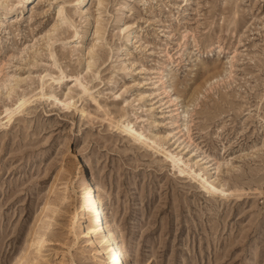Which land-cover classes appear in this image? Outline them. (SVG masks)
<instances>
[{"label": "rangeland", "instance_id": "1", "mask_svg": "<svg viewBox=\"0 0 264 264\" xmlns=\"http://www.w3.org/2000/svg\"><path fill=\"white\" fill-rule=\"evenodd\" d=\"M1 1L0 264H102L78 158L130 264H264V0ZM205 164L224 197L199 185Z\"/></svg>", "mask_w": 264, "mask_h": 264}, {"label": "bare ground", "instance_id": "2", "mask_svg": "<svg viewBox=\"0 0 264 264\" xmlns=\"http://www.w3.org/2000/svg\"><path fill=\"white\" fill-rule=\"evenodd\" d=\"M27 1H30V0H27ZM65 1H68V0H65ZM89 1L90 0H75V5L78 8H80L81 9L80 12H82V10H84V7L86 8ZM101 1L102 0H96V4L100 5ZM94 2H95V0H94ZM0 3H2V1ZM100 6H102V4ZM63 7H64L63 4H61L60 6H57V9L55 12H56V15L58 17L65 19L66 17L63 15V12H64ZM23 8H25V5H23ZM100 8H102V7H100ZM121 8H123V7H121ZM13 9H14L13 4L10 7L8 6L7 9L4 12H2L3 17H1V18L7 17L8 15H10V13L12 12ZM98 10H100V9H98ZM87 15H88V13H87ZM84 17L86 18V16H84ZM1 18H0V23L3 21V19H1ZM94 22H96L94 33L98 34L101 31L102 27L97 23L98 22L97 19ZM53 26L55 27L56 24H53ZM122 29H124V27H121V30ZM134 33H136V32H134ZM76 34H77V32H76ZM134 36H136V35L133 34L132 31L127 32L123 42L126 45L130 44ZM93 46H94V44L91 42V44L86 47L87 51L90 52L92 50ZM48 74L49 73H46V75H48ZM61 76H63V75H61ZM76 79H77V77H76ZM42 80L43 79H41V84H40L41 85L40 86L41 97H44V96L53 97V100L57 101L58 99L56 98V96L54 94H52V93L45 94L43 92ZM79 84H80L82 92L86 93L88 91L86 86L81 84V83H79ZM62 96H64L67 99H68V97H70L66 91H65V93H63ZM26 98H27V96H26ZM26 102H28V101H26L25 99H21L18 101V103L16 104V106L13 110L6 108L5 114H4L5 121L10 122L9 120L12 119L11 117L14 114V112L17 111V109H19ZM63 104H67V102H65ZM115 126H117L120 129V131H123L124 133L130 135L133 138V140L134 139L140 140L143 137L146 138L140 130H137L138 128L137 129L133 128V126L131 125V122H129V121L117 120ZM178 131H180V130H178ZM125 136H127V135H125ZM150 141H153V139H151ZM169 162L173 167L174 166L177 167V170L179 173H182L184 171L183 168L179 167V163L180 162L182 163V161H181L180 157L177 156L176 154L169 153ZM200 164H202V163H200ZM204 167L206 168V173L203 172L204 175H200L198 177L200 179L198 181L199 185L206 192L217 193L221 197H224L225 195H227L226 190L223 187H221L219 183L215 182V179L217 177L215 178V177H213V175H215L214 172L216 173V171L215 170L210 171L211 166H209V165L205 164ZM216 168L218 170V167H215L214 169H216ZM76 169H77V178H78L77 185H78V189L81 190V204H80V212H79V214H80L79 219H81L79 221L80 236L87 237V239H86L87 243L92 244L94 246V252H95L94 256L96 257V259L99 258V260L102 264H130V260L132 257L130 255L129 251H127L126 249L123 248L122 241H121L119 235L116 233V230H115L116 228L114 227L116 225H114L112 223V220L109 218V208L107 205V199H106L105 194L98 189L99 186L96 185L93 175L87 170L86 164L82 158L77 159ZM189 169H191V168H189ZM199 174H200L199 172L198 173L194 172L193 176L194 175L196 176ZM49 191H50V189L48 190V192ZM34 226H35V224H33L28 229L27 238H28L29 242L26 240L24 248L21 252V257L24 256L25 252L27 251L28 244L30 242L34 241V238H33Z\"/></svg>", "mask_w": 264, "mask_h": 264}]
</instances>
